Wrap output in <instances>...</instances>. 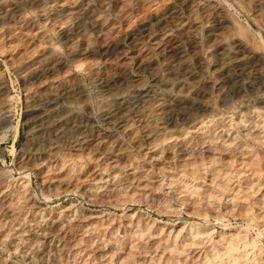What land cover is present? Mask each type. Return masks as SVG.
<instances>
[{"label": "rangeland", "instance_id": "1", "mask_svg": "<svg viewBox=\"0 0 264 264\" xmlns=\"http://www.w3.org/2000/svg\"><path fill=\"white\" fill-rule=\"evenodd\" d=\"M218 1H220L222 4L224 2L223 4L224 6L228 3L226 5L227 7L225 6V8H227L228 11L230 10L228 13L232 17V19L235 20L234 22L236 23V28H235L236 35L240 37L243 41H245L248 45L251 43L254 49H260L264 52V42H263L264 15L259 17L260 19L258 18L257 20H253L249 18L248 15H246V13L243 11V9H241V7L239 8L238 5L233 3L232 0H218ZM20 5H22V3H20ZM182 9L183 8H181L180 10L182 11ZM199 21H200V28L201 30L203 29L202 31H200V40H201V44L204 46L207 40L206 38L207 23L201 18ZM239 29L241 30V32ZM124 31L125 30H123L120 35L122 39L123 38L125 39V40L123 39V41L125 42V43L123 42V44L127 51V56H128L127 60L129 64L128 69L130 72H132V74L136 73L139 76V78L141 77L140 80L142 84L140 86H142L143 88L142 87L140 88V86H138L136 87V89H145L151 83V76L148 72L144 70H140L139 67L136 65L137 63L134 62L135 59L132 57V52L130 54L131 49L129 47V42L131 39L129 36L131 35L130 32L125 31L124 33ZM54 37L55 40L58 41V37L57 36ZM250 37H252L253 39ZM253 40H255L256 42ZM252 45L249 46L252 47ZM94 46H96V48L98 47L101 48L100 43H94ZM186 47L188 48V46ZM146 52L149 53L150 55L156 53L155 50L152 49H148ZM63 55L65 60L68 61V63L70 62L72 63L71 58L67 56L66 52H64ZM207 59L209 60V61L207 60V62L211 64L212 58L210 56L209 57L207 56ZM192 60L196 61V57H192ZM102 65L103 66H101V68L102 67L103 68L102 69L100 68L102 70V73L111 72L116 68V66L113 65L111 62ZM5 66L7 67L5 68ZM15 66L16 65L7 63L6 54L0 52V72L4 73V74L2 73L1 77H3L5 83L7 84V87H9L8 88L9 95L11 97L13 95L12 98H14L12 99L13 116L11 122L13 124L16 123L20 124L19 133L17 137L13 131H10L6 135H0V149L1 148L3 149V150L1 149L2 152L0 154V194H1L0 198L6 197L8 201L10 199L9 202L15 201L12 203V205L18 207V208L16 207V214H20L17 217L15 215H11V217L8 216L7 217L8 219L5 218L7 221L4 219V221H2L1 224L3 225L2 228L4 227L3 231L4 230L7 231L10 228L15 229V227L21 230L24 228L25 229L24 232L23 230L21 231L23 233L20 234L21 235V237H19L20 240L18 239L17 241L14 242L11 240L10 237L3 235L1 236L0 233V239L2 238L0 240L1 241L0 264H11V263L12 264H46V263L47 264L49 263L51 264H70V263L71 264H209V263L210 264H218V263L219 264H230V263L231 264H236V263L264 264V251H263L264 250V197L262 198V196H264V192H263L264 191V124L263 123L264 122H262L264 121V116H263L264 103L254 104L255 108L258 110L255 111L256 113L253 112L254 110L252 109L245 108L244 102H250V103L254 102L253 96L248 92L243 99L234 98L230 101L231 103L229 102L226 105L218 104V106L216 107L217 110L215 109L217 118L216 116H214L216 119L213 117V121L212 118L211 121L210 119L208 121L205 119L201 120L202 122L199 123L200 125L197 124L198 129L196 128V131L194 130V132L191 130L194 133L195 137H197L196 135L198 136L202 135V138H204V140L199 137L195 138L193 136V133L191 132L192 133L191 135V133L189 132L187 134V135L190 134L189 137L186 136V138L184 139L187 144L190 143L189 145H187L188 147L184 148L181 146V144H178L175 146V148L173 147V151H172L171 148L166 147L171 143L172 139L167 138V140L165 141L164 139L159 138L157 143H160V145L158 147L161 148L163 146L162 148L164 150L161 153L156 154L157 156H155L151 153L153 152L152 151L153 149L146 150L143 148H138L140 146L133 143L132 142L133 140L131 139L132 137L127 132L125 131L123 132V129L121 127L105 126V124L102 121V118L99 115L100 114L99 107L100 108L102 107L105 100L102 99L97 94L96 86L94 82L91 80L90 76L88 74H81L80 78L82 79L83 84L85 83L84 85L86 86V88L89 87L87 90L89 92V98L91 97L90 103H91L92 114H90V116L96 128L93 130L92 129L85 130V133L92 136L94 134L95 136L99 134L100 137L104 136L105 138L106 137L109 138V140L112 137L115 138L117 141L115 145L113 144V146H115L114 151L112 154L106 153L105 151L102 150H100L98 153H95L93 150L94 146H91L94 144L93 141H91V143L89 142L88 145L85 143L82 144L81 146L76 145L71 147L69 145V147H67L70 141H72V144L74 145L76 144L74 142L75 138L72 136H67L65 138V141L67 142H64L63 144L64 147H62L61 152L58 153L59 155L55 154L56 155L55 156L54 154H52V156L50 155L49 157V156H44V154H42L43 155L42 156L41 152L39 151L37 152L35 150L28 151L27 155L30 156L31 159L33 158L32 160L38 163L41 162V166L43 167V168L41 167V169L43 170L44 174L45 173L47 174L48 171H50L49 174H47L49 175L48 176L49 178H47V180L42 181L41 177L38 176L39 174H37L35 170L33 172V169H30L28 171L29 173L28 174L29 176L27 175L28 177L27 176L25 177L23 174H21L20 170L17 171V162L20 157L19 156L20 148L22 149L25 147H31V146L33 147V145H35L36 142H38L39 137L37 135H36L37 137L33 136L35 135V132H32V130L27 129L26 116L23 110L24 109L23 99L25 96L24 94L27 91V86L30 85L28 83L24 84L20 79V77L17 76L18 74L16 72L18 66L16 67ZM143 76L146 78L147 81L145 80V78H143ZM213 81L216 82L215 80ZM214 93H216V91ZM215 95L217 96V94H214V97H216ZM94 101L96 103L99 102V104H96ZM237 105L238 107H236ZM219 109L221 110V112L218 111ZM226 111H228V113ZM253 114L256 115L258 118L256 119V116L254 117ZM251 115L253 116V118ZM231 117H233L234 119ZM241 117L243 118V120ZM222 119L223 121H221ZM250 120L253 123H251ZM225 121L227 122L225 123ZM255 122L256 123L258 122L259 124L258 123L256 124ZM204 123L207 124L208 126L207 125L205 126ZM220 127L222 129H219ZM99 129L102 130L100 131ZM218 129L220 131H218ZM197 131L200 133L196 134L198 133ZM214 133L215 135L216 133H218V135L215 136ZM120 136L121 138H119ZM190 138L193 139L190 140ZM209 138H211L214 142L209 140ZM27 139L30 143L27 141ZM122 140H124L125 142L124 141L122 142ZM179 141L180 140H177V142ZM194 141L196 142L199 141V142L195 143ZM210 141L213 143H211ZM165 143L166 145H164ZM191 143H194L192 144L193 147L190 146ZM215 145L216 147L214 148L215 149L214 150L213 147ZM224 145H226L227 149ZM89 146H91L92 148ZM211 146H213L212 150H211ZM123 147H127L128 149L127 148L123 149ZM207 147L210 151L207 150ZM183 148L186 152L183 150ZM221 148H224V150H221ZM232 148H234V150ZM238 149L240 151H238ZM187 150L189 152H187ZM181 151L184 152L181 153ZM238 152L240 153L242 152L243 154L241 155ZM115 153L116 155L113 156V154ZM166 153L170 155L168 156ZM78 154L81 155L82 158L81 156H78ZM84 154L85 156H83ZM91 154L93 158L94 157L97 158L96 159L91 158L92 157ZM102 154L103 156H101ZM117 154L119 156L118 158H117ZM189 154L192 156H189ZM130 155L131 156L135 155V156L130 157ZM166 155L168 156V159H166L167 158ZM76 156L78 157V159ZM104 156L107 157L105 158ZM111 156L112 158L113 157L114 158L111 159ZM150 156L152 157L151 160L149 159L151 158ZM184 156H186V158L188 159H185ZM46 157H48L49 159ZM62 157L64 160L62 159ZM44 158L46 159L44 160ZM56 158H58V160ZM116 158L120 162H116L117 161ZM105 160L106 161L108 160L107 162L109 164ZM126 160H129V162ZM186 160H189L190 163L189 161ZM45 161L47 163L48 162L50 163H48L47 165ZM123 161L126 166L122 164ZM43 162H45L44 163L45 166ZM114 163L117 166L113 165ZM49 164L51 165L49 166ZM106 164H108L109 166H107ZM110 164L114 166V168L111 167ZM101 166L103 167V169ZM68 167L70 170L67 169ZM124 167L126 170L123 169ZM44 170L46 171L48 170V171L46 172ZM124 170L126 172H124ZM133 171L135 172L134 176H133ZM87 172L90 173L87 174ZM127 172H129V174ZM19 174L22 175L23 177L20 176ZM54 175L55 176L57 175V177H54ZM192 175H194L196 178ZM67 176H69L68 178H66L68 181L65 178H63ZM218 176H220L221 179ZM21 178L22 179L26 178L25 180H27L28 178L29 179L25 181V180H21ZM56 178L59 180H57ZM50 179L52 182L49 181ZM40 180L42 183L40 182ZM53 180L55 183L56 182L57 183L55 184ZM5 181L8 184L5 183ZM58 181H60L61 185ZM255 182L258 185H255ZM16 183L18 184V186ZM260 183L262 186L260 185ZM20 184L21 185L23 184L25 188L23 186L20 187L19 186ZM78 184L80 185L78 186ZM4 185L8 188L5 189ZM13 185L15 186L13 187ZM65 185L66 186L69 185L68 187H66V189L68 188L67 191H65L66 189L64 190ZM244 185H248V186H244ZM250 185L252 186L253 191L250 188L251 187ZM1 187L4 190L1 189ZM20 188L21 190H23V193H21L22 191L19 190ZM248 189H249L248 191L249 193L246 192ZM29 190L32 191L33 194ZM25 193L27 194L30 193L32 196V200L35 199V202L32 205L28 204L27 202L24 203L25 197L27 195V194L25 195ZM20 194L21 196H19ZM16 197L18 198L17 200ZM17 202H19L20 204ZM25 206L27 207L25 208ZM30 206H32L33 208ZM19 207L21 208L19 209ZM17 209H19L18 212ZM31 218H33L32 219L33 221L31 220ZM34 220L35 221L39 220V221L35 222ZM59 220L62 221L60 222ZM31 221L32 223L33 222L34 223L32 224ZM19 222L22 223L20 224ZM63 222L65 223V225L63 224ZM60 227L63 229H61ZM70 231L72 232L70 233ZM64 232L66 234H64ZM8 239L10 240V242ZM21 240L22 241L24 240L23 241L24 243L21 242ZM235 241L237 247L233 246V245L236 246ZM247 242H249L250 244ZM14 243L16 244V246L13 245ZM245 243L248 244L247 245L248 247L246 246ZM230 245L233 248V249L231 248L232 250L230 249L231 247ZM224 247L226 248L227 251L224 249ZM46 248H47V253H46ZM56 248L57 249L60 248V249L57 250ZM50 249L51 251H49ZM61 249L63 250V252H61L62 251ZM67 252L69 255L67 254ZM228 252L229 253L232 252L231 256L230 254L227 255ZM34 253L36 254V256H33L35 255ZM59 253H61L60 255L62 257L59 256ZM63 255L65 257H63ZM222 255L225 256L223 257ZM235 256H236V260H235ZM5 257L7 261L5 260L3 263V259H5ZM237 257L240 259H237ZM227 258H230L228 259L229 261L227 260ZM241 259L243 261L245 259L246 260L242 262ZM12 260L13 261L16 260L14 261L15 263Z\"/></svg>", "mask_w": 264, "mask_h": 264}, {"label": "bare ground", "instance_id": "2", "mask_svg": "<svg viewBox=\"0 0 264 264\" xmlns=\"http://www.w3.org/2000/svg\"><path fill=\"white\" fill-rule=\"evenodd\" d=\"M232 1H233V3L238 5L239 8L241 7V9H243V11L246 13V15H248L249 18H251L253 20H257L259 17L264 15V0H232ZM20 3H22V5H20ZM223 4H224V2H223ZM223 4L218 0H0V52L1 53L3 52L6 54L7 63L18 66L17 72L15 71L18 74L17 76L20 77V79L22 80V82L24 84L28 83L30 85V86H27V91L26 92L24 91L25 94L23 93L25 95L24 99H23L24 100V109L23 110H24V113L26 116L27 129L32 130V132H35V135H33V136L37 135L39 137L38 142H36V144L33 145V147L31 146V147H25L22 149L20 148V151H19L20 157H19L18 162H17V171L20 170V173L26 177L29 174L28 171L30 169H33V172L35 170L37 172V174H39L38 176L41 177L42 181L47 180V178H49L48 177L49 175H47V174H49L50 171L47 170L48 173L44 174L43 170L41 169V167H42L41 162L38 163V162L32 160L33 158L31 159V157L27 155V152L35 150L36 152L37 151L41 152V155L44 154V156H49V157H50V155L52 156V154L59 155L58 153L61 152L62 147H64L63 146L64 142H67V141H65V138L67 136L74 137L75 138L74 142L76 143L74 145V144H72V141L69 140L70 142L68 141L69 143H68L67 147H69V145L71 147L76 146V145L81 146L82 144H85V143L88 145L89 142L91 143V141H93L94 144L91 146H94L93 150L95 153H98L100 150L105 151L106 153H111V154L113 153L114 148H115V146H113V144L115 145L116 141H117L115 138L112 137L109 140V138H107V137L106 138L104 136L100 137L99 134L97 136H95V134L92 136V135L85 133V130H88V129L93 130L96 128H95V124L91 120V116H90V114H92V113H91V103H90L91 97L89 98V92L87 90L89 87L86 88V86L84 85L85 83L83 84L82 79L80 78L81 74H88L90 76L91 80L94 82V84L96 86L97 94L102 99L105 100L102 107L101 108L99 107V110H100L99 115L102 118V121L105 124V126H109V127L119 126V127H121L123 129V132L124 131L127 132L132 137L131 138L133 140L132 142L135 143L136 145L140 146L138 148H143L146 150H149V149L152 150L153 149L152 150L153 152H151V153L155 156H157L156 154H159L164 150L162 148L163 146L161 148L158 147L160 145V143H157L159 138H162L165 141L167 140V138L172 139L171 143L169 144V142H168L169 145L166 146L167 148H171L172 151H173V147L175 148V146L178 144H181V146L184 148L188 147L187 145H189L190 143L187 144L184 140L186 138V136L189 137V135H190V134L189 135H187V134L189 132L191 133L192 131L194 132V130L196 131L197 124L201 123L202 122L201 120L205 119L208 121L210 119V121H211V118H212V121H213V117L217 115L215 113V111L217 110L216 107L218 106V104L226 105L234 98L235 99H243L244 96L249 92L253 96L254 102L253 103L244 102V107L247 109L254 110L253 112L258 111L255 108L254 104H257V103L263 104L264 103V52L260 49H254L253 45L250 43L249 45H252V47H253L252 48L245 41H243L240 37H238L236 35V33H235L236 23L234 22L235 20H233L232 17L229 15L228 12L230 10L228 11L227 8H225V6L228 3L225 6ZM229 7H230V5H229ZM181 8H183L182 11L180 10ZM234 17H235V15H234ZM200 18L203 19L207 23V25H206V33H207L206 38H207V40H206L204 46L201 44V40H200V31L203 30V29L201 30V28H200V21H199ZM237 22H238V20H237ZM123 30L130 32L131 36H129V37L131 39L129 42V47L131 49L130 54L132 52V57L135 59L134 62L137 63L136 65L139 67L140 70H144V71L148 72L151 76V83L145 89H136V87H138L142 84L141 80H140L141 77L139 78V76L136 73L132 74V72H130L128 69V65H129L128 60H127L128 56H127V51H126L124 44H123L124 38L122 39L121 35H120ZM125 31H124V33H125ZM240 32H241V30H240ZM54 36L58 37V41L55 40ZM250 38H252V37H250ZM253 41H255V40H253ZM263 42H264V40H263ZM94 43H100L101 48H99V47L96 48V46H94ZM186 46H188V48ZM148 49L155 50L156 53L150 55L149 53L146 52ZM64 52H66L67 56H69L71 58L72 63L71 62L68 63V61L65 60L64 55H63ZM152 53H153V51H152ZM207 56L208 57L210 56L212 58L211 64H209L207 62V60H208ZM192 57H196V61H193ZM108 62H111L113 65L116 66V68L114 67L115 70L111 71L112 69L110 68L111 70H109V71H111V72L102 73V70H101L103 68V67L101 68V66H103L102 64H106ZM109 65H110V63H109ZM6 67L7 66H5V68ZM129 67H131V66H129ZM105 71H106V69H105ZM2 73L0 72V135H6L10 131H13L17 137V135L19 133L20 124L19 123L13 124L11 122V119L13 116L12 99H14V98H12L13 97L12 94H11L12 95V97H11L8 93L9 87H7V84L5 83V80L3 79V77H1ZM143 78H145V77L143 76ZM145 80H146V78H145ZM213 80H215L216 82H214ZM141 87L142 86H140V88ZM215 91H216V93H214ZM214 94H217V96L215 95L216 97H214ZM245 99H248V98H245ZM23 100H22V102H23ZM237 103H238V100H237ZM96 104H99V102ZM236 107H238V105ZM221 109H223V108H221ZM224 109H226V108H224ZM227 109H229V108H227ZM218 111L221 112L220 109ZM226 112L228 113V111H226ZM232 114H230V115H232ZM246 115H247V113H246ZM253 116L255 117L256 115L253 114ZM253 116H252V118H253ZM258 116H260V115H258ZM216 118H217V116H216ZM231 118H233V117H231ZM257 118L258 117L256 116V119ZM242 120H243V118H242ZM221 121H223V119ZM226 122L227 121H225V123ZM262 122H264V121H262ZM251 123H253V122L251 121ZM206 125L207 124H205V126ZM255 126H257V125H255ZM258 126H260V125H258ZM199 127H201V126H199ZM222 128H223V126H222ZM222 128L220 127L219 129H222ZM225 128H227V127H225ZM225 128H224V130H225ZM255 128H254V130H255ZM212 129H210V130H212ZM219 129H218V131H220ZM228 131H229V129H228ZM206 132H207V130H206ZM208 132H210V131H208ZM214 132H216V131H214ZM192 133H191V135H192ZM199 133L200 132H198L196 134H199ZM218 133H216V135H218ZM29 134H30V132H29ZM212 134H213V132H212ZM208 135H210V134H208ZM214 135H215V133H214ZM193 136H194V133H193ZM196 136L199 138H202V135L201 136L196 135ZM197 137H195V138H197ZM208 137H210V136H208ZM119 138H121V136ZM162 139H160V140H162ZM170 139H168V140H170ZM192 139L190 138V140H192ZM202 139L204 140V138H202ZM177 140H180L181 142L180 141L177 142ZM198 140H200V139H198ZM206 140H207V138H206ZM209 140L213 141L211 138H209ZM27 141H28V139H27ZM35 141H36V139H35ZM123 141L124 140H122V142ZM194 142L197 143L199 141H197V142L194 141ZM213 142H211V143H213ZM122 144H124V143H122ZM192 144H194V143H191L190 146H192ZM65 145H66V143H65ZM164 145H166V143ZM23 146H25V145H23ZM91 146H89V147H91ZM224 146L226 147V145H224ZM212 147L213 146H211V150H212ZM215 147H216V145L213 147V149ZM230 147H231V145H230ZM124 148H127V147H123V149ZM184 148H183V150H184ZM219 148H220V146H219ZM239 148H241V147H239ZM1 149H0V154L3 150V149L2 150ZM65 149H66V147H65ZM226 149H227V147H226ZM228 149H231V148H228ZM232 149L234 150V148H232ZM188 150H187V152H189ZM191 150H193V149H191ZM207 150H209L208 147H207ZM221 150H224V148H221ZM243 150H246V149H243ZM184 151H181V153H183ZM238 151H240V150L238 149ZM247 151H248V149H247ZM142 152H143V150H142ZM72 153H74V152H72ZM100 153H102V152H100ZM130 153H131V151H130ZM238 153H240V152H238ZM88 154H89V152H88ZM190 154H191V152H190ZM190 154H189V156L193 155V153H192V155H190ZM240 154L242 155L243 153L241 152ZM68 155H69V153H68ZM114 155H116V153L113 154V156ZM78 156H81V155L78 154ZM83 156H85V154ZM91 156H92V154H91ZM101 156H103V154ZM133 156H135V155H133ZM133 156L130 155V157H133ZM168 156H167V158L166 157L165 158L168 159ZM67 157H69V156H67ZM118 157L119 156L117 154V158ZM37 158H39V157H37ZM46 158H48V157H46ZM46 158H44V160ZM81 158H82V156H81ZM91 158H93V156ZM113 158L111 156V159H113ZM117 158H116V160H117ZM153 158H154V156H153ZM170 158H172V157H170ZM184 158L188 159V158H186V156H184ZM34 159H35V157H34ZM56 159L58 160V158H56ZM62 159H63V157H62ZM77 159H78V157H77ZM143 159H145V158H143ZM149 159L151 160L152 157ZM54 160H55V157H54ZM65 160H67V159H65ZM137 160H138V157H137ZM171 160H173V159H171ZM126 161L129 162V160H126ZM133 161H135V160H133ZM158 161H159V158H158ZM163 161H164V159H163ZM186 161H189V160H186ZM201 161H202V159H201ZM45 162H43V164ZM116 162H120V161L117 160ZM146 162H148V161H146ZM48 163H50V162H48ZM48 163L46 162L47 165H48ZM189 163H190V161H189ZM51 164H49V166ZM108 164H106V165L109 166ZM122 164H124V161ZM178 164H180V163H178ZM113 165H116V164L114 163ZM160 165H161V163H160ZM183 165H184V163H183ZM44 166H45V164H44ZM110 166L114 168V166H112L111 164H110ZM190 166H192V165H190ZM122 167H123V165H122ZM47 169H48V166H47ZM67 169H69V167ZM102 169H103V167H102ZM120 169H121V167H120ZM123 169H125V167ZM125 170H124V172H126ZM44 171H46V170H44ZM134 171H133V176L135 173ZM6 172H7V170H6ZM88 173H90V172H87V174ZM127 173L129 174V172H127ZM53 174H54V172H53ZM130 174H131V172H130ZM139 174H142V173H139ZM20 176H22V175H20ZM20 176H18V177H20ZM192 176H194V175H192ZM54 177H57V175L56 176L54 175ZM68 177L69 176L63 177V178L66 179ZM218 177L220 178V176H218ZM25 179L21 178V180H25ZM59 179H57V180H59ZM27 180H25V181H27ZM41 180H40V182H41ZM72 180H73V178H72ZM49 181L52 182L51 179ZM78 181H76V182H78ZM53 182H54V180H53ZM58 182L60 183V181H58ZM5 183H7V182L5 181ZM43 184H44V182H43ZM143 184H145V183H143ZM253 184H254V182H253ZM60 185H61V183H60ZM79 185L80 184H78V186ZM255 185H258V184H256V182H255ZM260 185H261V183H260ZM14 186L15 185H13V187ZM17 186H18V184H17ZM19 186L21 187V186H23V184L22 185L20 184ZM68 186L65 185L64 190ZM244 186H248V185H244ZM261 186H259V187H261ZM23 187H22V189H23ZM4 188L6 189L8 187L5 186ZM94 188H95V186H94ZM195 188H197V187H195ZM250 188L252 189V186ZM261 188H263V187H261ZM1 189H3V188L1 187ZM67 189L65 191H67ZM19 190H21V188ZM21 191H22L21 193H23V190H21ZM248 191H249V189L246 192H248ZM252 191H253V189H252ZM24 192H26V191H24ZM30 192H32V191H30ZM195 192H196V190H195ZM257 192H259V191H257ZM26 194L27 193H25V195ZM32 194H33V192H32ZM17 195H18V192H17ZM19 196H21V194ZM263 197L264 196H262V198ZM35 198H37V197H35ZM186 198H188V197H186ZM17 199L18 198L16 197V200ZM23 199H22V201H23ZM9 201H10V199H9ZM9 201L7 200L6 197L0 198V233H1V236L3 235V236L10 237L11 240L14 242V241H17L19 239V237H21L20 234L24 232L25 228L22 229L23 232H21L22 230L17 228V227H15V229L10 228L7 231L4 230L5 232L3 231L4 227L2 228L3 225L1 223H2V221H4L5 218H7L8 216L11 217V215H15L16 217L18 215H20V214H16V207L17 206L15 207L12 205V203L15 201H13V202H9ZM26 202L30 205H32L35 202V199L32 200V196L30 193H28L25 197L24 203H26ZM17 203H19V202H17ZM34 206H36V205H34ZM26 207L27 206H25V208ZM30 207H32V206H30ZM20 208L21 207H19V209ZM19 209H17V212ZM23 209H24V207H23ZM37 212H39V211H37ZM28 214H29V212H28ZM22 217H24V216H22ZM35 218H37V217H35ZM19 219H22V218H19ZM32 219L33 218H31V220ZM32 221H31V223H32ZM37 221H39V220H37ZM37 221H35V222H37ZM19 223L21 224L22 222H19ZM63 224L65 225L64 222H63ZM7 227H10V226H7ZM30 227H31V225H30ZM36 229H38V228H36ZM61 229H63V228H61ZM239 231H240V229H239ZM71 232L72 231H70V233ZM64 234H66V233L64 232ZM74 234H75V232H74ZM206 234H207V232H206ZM236 234H239V233H236ZM4 239H5V237H4ZM23 241L21 240V242H23ZM9 242H10V240H9ZM226 242H228V241H226ZM247 243H249V242H247ZM235 244H236V241H235ZM10 245H8V246H10ZM13 245L16 246L15 243ZM22 245H24V244H22ZM247 245L248 244H246V246ZM233 246L237 247V244H236V246L235 245H233ZM231 248H232V246L230 247V249ZM58 249H60V248H58ZM224 249L226 250L225 247H224ZM239 249H242V248H239ZM22 250H24V249H22ZM49 251H51V249ZM241 251H243V250H241ZM26 252H25V254H26ZM61 252H63V250ZM46 253H47V248H46ZM248 253H249V251H248ZM60 254L61 253H59V256H61ZM67 254H68V252H67ZM228 254H230V256H231L232 252L231 253L228 252L227 255ZM39 255H40V253H39ZM50 255H51V252H50ZM52 255H53V253H52ZM253 255H254V253H253ZM33 256H36V254ZM239 256H240V253H239ZM37 257H38V255H37ZM63 257H65V256L63 255ZM2 258H4V257H2ZM53 258H54V256H53ZM55 258H56V256H55ZM230 258H227V260ZM40 259H41V257H40ZM237 259H240V258L237 257ZM5 260H6V257H5V259H3V263ZM8 260H11V259H8ZM235 260H236V256H235ZM14 261H16V260H14ZM230 261H232V260H230ZM244 261L242 260V262H244ZM63 262H65V261H63ZM52 263H53V261H52ZM233 263H234V261H233ZM49 264H51V263H49ZM239 264H241V263H239Z\"/></svg>", "mask_w": 264, "mask_h": 264}]
</instances>
